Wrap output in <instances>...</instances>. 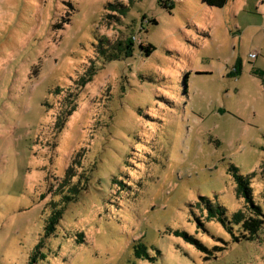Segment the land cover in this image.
Returning a JSON list of instances; mask_svg holds the SVG:
<instances>
[{"label":"rangeland","instance_id":"rangeland-1","mask_svg":"<svg viewBox=\"0 0 264 264\" xmlns=\"http://www.w3.org/2000/svg\"><path fill=\"white\" fill-rule=\"evenodd\" d=\"M209 3L0 0V264H264V229L237 242L201 199L245 209L235 166L264 213V0ZM104 36L136 47L106 61ZM73 164L88 189L46 238Z\"/></svg>","mask_w":264,"mask_h":264},{"label":"trees","instance_id":"trees-1","mask_svg":"<svg viewBox=\"0 0 264 264\" xmlns=\"http://www.w3.org/2000/svg\"><path fill=\"white\" fill-rule=\"evenodd\" d=\"M209 4L212 6L223 7L227 3V0H209ZM131 6L121 5L118 3H109L106 10L113 13H119L120 16L117 18L118 25H122L123 20L121 17H125L129 12ZM108 17H112V14H108ZM156 23L155 20H153ZM135 37H128L125 40H117L111 44L108 37H103L99 41L98 53L100 57H103L106 61H114L120 59L124 55H132L136 47ZM141 48L146 50L150 55L154 48L152 45H144L141 43ZM99 65L94 63L91 65L84 74L76 81V89L86 87L88 84L92 83L96 75L98 74ZM63 91V90H62ZM61 89H57L56 93L61 94ZM75 91H71L64 101V108H61L56 120L53 124L54 131H62L64 126L70 116L73 114L72 101L74 100ZM74 93V96L73 94ZM71 101V102H70ZM75 164L81 163L78 160H74ZM75 165H70L67 167L64 178H57V183L52 187L51 192L54 196L60 197V202H55L53 204V212L48 218L47 225L45 227V237L49 238L54 235L57 231V227L64 217V213L69 205L78 200L84 191L88 189L90 182V175L81 174L80 176L76 174L74 170ZM81 167V166H80ZM231 170L239 183L238 194L244 195L246 197L248 205L245 209L239 210L232 214L231 218L228 217V210L220 204L213 203L210 199L202 197V202L207 207L208 215L206 219L208 221H218L221 223L234 237V240L241 242L255 241L261 231L264 229V213L261 206H258L252 196L251 180L248 176L242 175L239 168L232 166ZM200 205V204H199ZM201 226V220L198 219ZM236 233L239 234L236 235ZM176 234L186 237L189 241L194 242L202 250L209 252L208 248L204 246L199 240L193 238V236L188 235L186 232L177 231ZM218 249V248H217Z\"/></svg>","mask_w":264,"mask_h":264},{"label":"built area","instance_id":"built-area-1","mask_svg":"<svg viewBox=\"0 0 264 264\" xmlns=\"http://www.w3.org/2000/svg\"><path fill=\"white\" fill-rule=\"evenodd\" d=\"M251 57L252 58H256L257 57V54L256 53H253V54H251Z\"/></svg>","mask_w":264,"mask_h":264}]
</instances>
